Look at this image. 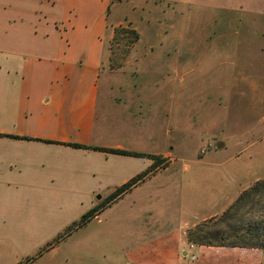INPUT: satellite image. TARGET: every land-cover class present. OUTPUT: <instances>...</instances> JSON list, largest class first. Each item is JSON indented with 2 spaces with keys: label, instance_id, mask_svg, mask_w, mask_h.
I'll return each mask as SVG.
<instances>
[{
  "label": "crops",
  "instance_id": "1",
  "mask_svg": "<svg viewBox=\"0 0 264 264\" xmlns=\"http://www.w3.org/2000/svg\"><path fill=\"white\" fill-rule=\"evenodd\" d=\"M56 1L34 0V7L28 6L29 1L25 7L18 3L21 6L1 18L9 26L0 29V264H13L19 257L30 259L34 249L50 243L94 207L92 196L98 191H105L107 197L154 163L149 157L69 143L163 158L157 146L145 143L144 132L155 129H146L141 121L132 123L130 117L157 115L165 105L174 123L178 116L191 123L195 115L202 136L203 125L214 118L221 123L220 129L206 132L208 138L224 130L223 113L228 102L230 106L238 97V90L243 92L239 98L245 102L243 113L263 116L264 124V0L190 1L202 5V22L191 32L190 43L189 39L183 47L172 46L170 74L165 78L103 77L102 39L96 34L97 45L93 44L90 30L76 28L71 18L65 23L48 14L44 5L53 7ZM226 4L246 5L224 21L233 23L227 32L204 7ZM189 15L193 12L188 11ZM144 50L142 58L153 64L158 56L155 46ZM195 68L203 69L200 78ZM200 81L203 86L196 88ZM134 93L137 104L135 99L124 101V96ZM118 94L123 97L120 104L126 106L122 122L120 114L112 111L120 106ZM144 94H151L152 102L145 105ZM102 95L106 102L100 110ZM106 133H112L111 138ZM206 157L192 160L204 170L200 175L189 174L193 167L179 161V156L176 160L166 157L169 166L164 171L154 168L106 206L105 210L120 206V216L108 224L120 227L121 233L118 237L107 230L101 250L93 241L98 237H92V264H262L264 251L259 249L206 245L190 249L189 228L222 214L243 190L264 178V169L236 163L240 154L231 158L229 166L228 159ZM100 218L98 214L93 219ZM62 240L69 251L64 255L59 252L63 247L51 245L46 252L49 264H67L73 259V248L81 245L71 243V235Z\"/></svg>",
  "mask_w": 264,
  "mask_h": 264
},
{
  "label": "rangeland",
  "instance_id": "2",
  "mask_svg": "<svg viewBox=\"0 0 264 264\" xmlns=\"http://www.w3.org/2000/svg\"><path fill=\"white\" fill-rule=\"evenodd\" d=\"M27 1L30 2L28 6L34 7V0H0V29L9 26L7 21H2L1 19H4V14H8L14 8L21 6L16 5L18 3L23 4L22 7H25ZM190 1L192 0H57L53 7L46 4L44 8L48 14L59 18L61 21H65V23L71 18L70 24L77 22L78 26L76 28L90 30L92 32L93 44L97 45L94 39L95 35L100 36L106 49L104 70L102 72L103 77L105 75L112 77L124 75H154L165 78L170 74V54L174 51L172 46L180 44L183 47L185 43H188L191 32L202 22L200 21L201 15L199 16L202 5L197 6L196 4H191ZM241 6L246 8L245 4L214 5V7L205 5L204 7L206 11L212 12L215 17H218L216 25L221 26L223 23L224 30L227 32V30L233 28V23L232 21H228L224 24V21L228 17L232 18V16L241 12L239 10ZM188 11L193 12V15L186 17ZM74 17L78 18L73 21L72 18ZM261 18L263 17H259V19ZM256 19L258 18L256 17ZM131 29L138 34L136 40L132 35L128 34ZM116 30H118L117 33H115ZM219 31L217 30L216 32ZM192 37L194 39V36ZM227 37L229 38V35ZM140 38L142 39L141 41L139 40ZM190 42L191 39L189 40ZM193 42L196 43L197 41ZM151 45L155 46L154 54L158 55L156 60H153V64L148 59L142 58V53L145 51L144 47L149 48ZM199 54H195L194 60H196ZM229 55L230 53H228ZM202 70V68H195L194 74L197 76L196 78H200ZM199 85L201 87L203 86L201 81L200 83L198 82L196 88H199ZM208 86L210 87V85ZM135 95L134 93L133 96H124V98L119 96V94L115 96V98L119 99L117 103L120 106L116 109L113 108L112 111L120 114V122L124 119L122 115L126 112V106L122 105V103L120 104L121 100L135 99L134 101L137 104L138 101ZM240 95L243 96V92H239L238 90V97L232 99L230 106V102H228L225 109L226 115L223 113L224 130L220 133H214L213 136L211 135L208 138L206 132L220 129V122L214 118H210L208 125H203V130H206V132L202 136L203 132L198 127V119L195 115L190 117L191 123L187 124L184 117L181 116H178L177 123H174L171 121L165 105H161L159 112L156 111L157 115H139L135 116V118L130 117L129 120L132 123H136V121L139 123L141 121L146 129L148 127L155 129L153 132L148 130L144 132L145 143L146 145L157 146L158 152L165 156L162 158L163 164L161 171H164L163 168L165 166H169L166 157L171 160H176L179 156V161H186L193 167L187 171L189 174L197 173L200 175L204 170L193 163L192 160L195 158L200 159L206 156L209 157L210 155L218 156L222 159H228L226 165L229 166L233 164L231 158L237 157V154H240V157L235 161L241 164L242 168L256 167L257 170L264 169V135H262L264 133V124L260 122L263 116L254 115L250 117L249 115H245L243 113L245 102L239 99L241 98ZM111 98L114 97L112 96ZM194 100L196 102L198 101L196 97ZM104 101L106 102V98L103 99L102 95L100 98V110L103 107ZM144 102L145 105L146 102H152L151 94H144ZM145 109L148 108L146 107ZM111 134L106 133L108 139L109 137L111 138ZM260 135H262V138ZM251 138L254 141H251ZM219 142L221 144L218 145ZM250 155L252 159L249 158ZM195 160L197 161V159ZM104 193L105 191L102 190L98 191L96 196H92L94 206L107 198L103 196ZM120 204L123 205L124 201L120 202ZM116 206L114 208L110 207L107 210L104 208L103 210L105 211L103 212L102 210L100 212L101 218L99 221L91 219L87 224L77 226L80 217L61 232V234H67H64V238H68L71 235V243H76V241L81 243L79 248L77 246L73 248L75 250L74 255H70L73 259L71 258L72 260L70 259L67 264H92V237H98L93 241L98 243L97 247L100 250L103 249V240L107 230L110 234L120 237L121 228L108 224L109 220L120 216V206ZM70 226H72V229H69ZM62 239L54 244L57 243L63 247L59 249V252L66 255V252L69 250L62 243L64 242ZM116 239L120 240L118 238ZM48 248L45 245L34 249L33 251L36 253L31 255L30 258L33 257V262L36 264H49V255L46 253L48 252ZM79 253L80 255H78ZM40 254L42 256H39ZM79 256L82 257L80 262H78ZM84 257L86 258L84 259ZM19 258L13 264L27 263L26 257ZM262 264H264V259Z\"/></svg>",
  "mask_w": 264,
  "mask_h": 264
},
{
  "label": "trees",
  "instance_id": "3",
  "mask_svg": "<svg viewBox=\"0 0 264 264\" xmlns=\"http://www.w3.org/2000/svg\"><path fill=\"white\" fill-rule=\"evenodd\" d=\"M117 31L118 30H116L115 33H117ZM128 34L132 35L135 40L138 38V34L132 29ZM69 145L120 155L149 157L154 159L153 165L145 170V172L136 175L126 183L117 187L105 200L85 212L81 216L77 226L87 224L89 220L100 214L106 206L120 198L134 185L142 181L150 171L159 166L161 167L163 164L161 156L143 152L120 148L90 146L80 143H69ZM69 229H72V226H70ZM64 234L60 233L46 246L50 248L55 242L64 238ZM187 238L190 244L196 246L240 247L264 251V178L255 181L248 188L243 190L222 214L204 220L192 228H189L187 230ZM31 259L33 260V258L27 259V263L25 264H29L28 262H30Z\"/></svg>",
  "mask_w": 264,
  "mask_h": 264
},
{
  "label": "built area",
  "instance_id": "4",
  "mask_svg": "<svg viewBox=\"0 0 264 264\" xmlns=\"http://www.w3.org/2000/svg\"><path fill=\"white\" fill-rule=\"evenodd\" d=\"M195 248V245L194 244H190V249H194ZM190 259L192 261H194L196 259V255L192 252L191 255H190Z\"/></svg>",
  "mask_w": 264,
  "mask_h": 264
}]
</instances>
